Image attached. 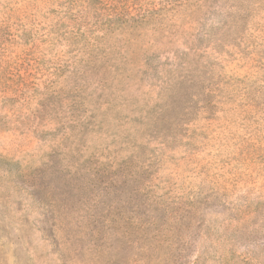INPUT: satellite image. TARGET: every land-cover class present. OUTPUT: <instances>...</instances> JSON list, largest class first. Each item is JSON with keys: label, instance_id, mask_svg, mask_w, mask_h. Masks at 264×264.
Masks as SVG:
<instances>
[{"label": "rangeland", "instance_id": "1", "mask_svg": "<svg viewBox=\"0 0 264 264\" xmlns=\"http://www.w3.org/2000/svg\"><path fill=\"white\" fill-rule=\"evenodd\" d=\"M0 264H264V0H0Z\"/></svg>", "mask_w": 264, "mask_h": 264}]
</instances>
